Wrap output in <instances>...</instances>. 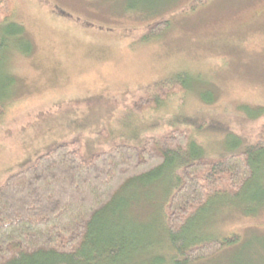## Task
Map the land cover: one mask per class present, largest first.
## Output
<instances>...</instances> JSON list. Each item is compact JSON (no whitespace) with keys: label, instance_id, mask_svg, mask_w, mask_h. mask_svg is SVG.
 I'll return each mask as SVG.
<instances>
[{"label":"rangeland","instance_id":"obj_1","mask_svg":"<svg viewBox=\"0 0 264 264\" xmlns=\"http://www.w3.org/2000/svg\"><path fill=\"white\" fill-rule=\"evenodd\" d=\"M11 1L23 33L8 39L0 71L9 86L0 97V187L58 145L90 162L119 145L185 134L189 158L211 161L264 138V0ZM179 157L118 196L108 222L137 246L114 263L178 256L165 206ZM212 201L184 238L238 242L191 264H264V155L250 184Z\"/></svg>","mask_w":264,"mask_h":264},{"label":"trees","instance_id":"obj_2","mask_svg":"<svg viewBox=\"0 0 264 264\" xmlns=\"http://www.w3.org/2000/svg\"><path fill=\"white\" fill-rule=\"evenodd\" d=\"M206 1L196 0L192 8ZM12 15V1L0 0V71L8 39L23 33ZM166 26H157L158 33ZM6 82L1 78L0 97L7 93ZM178 85L167 88L164 98L177 93ZM3 111L0 99V115ZM188 144L187 135L171 134L148 138L141 148L116 146L90 162L68 145L42 155L0 187V264H116L137 246L126 230L108 222L118 211V196L130 183L171 166L178 155L183 163L168 172L174 186L170 184L165 206L166 232L178 255L171 264H191L236 244L237 237L191 243L184 228L215 197L236 194L250 184L264 155V138L243 152L211 161L199 155L190 159Z\"/></svg>","mask_w":264,"mask_h":264}]
</instances>
